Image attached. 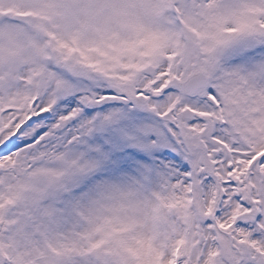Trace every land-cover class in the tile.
<instances>
[{
  "label": "snow or ice",
  "instance_id": "snow-or-ice-1",
  "mask_svg": "<svg viewBox=\"0 0 264 264\" xmlns=\"http://www.w3.org/2000/svg\"><path fill=\"white\" fill-rule=\"evenodd\" d=\"M0 264H264V0H0Z\"/></svg>",
  "mask_w": 264,
  "mask_h": 264
}]
</instances>
